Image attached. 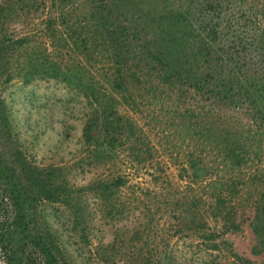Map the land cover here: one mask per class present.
<instances>
[{
	"label": "rangeland",
	"instance_id": "1",
	"mask_svg": "<svg viewBox=\"0 0 264 264\" xmlns=\"http://www.w3.org/2000/svg\"><path fill=\"white\" fill-rule=\"evenodd\" d=\"M204 1L219 6L213 11ZM205 6L206 17L222 15L226 50H238L237 39L253 47L252 36L264 27V0H0L1 167L22 187L27 227L49 235L58 264H236L233 253L250 261L238 264H264L249 227L264 183L248 181L231 192L237 228L227 230L222 217L210 214L211 195L223 186L203 189L184 164L198 148L194 120L187 128L185 118L196 100L191 91L153 87L144 81L149 74L121 95L107 82L118 50L128 63L142 62L146 54L133 49L152 35L166 37V17L182 13L187 20L180 25L191 27L200 17L194 10ZM94 7L130 33L128 46L108 45L87 27ZM246 53L249 62L256 58ZM90 121L96 141L84 135ZM240 171L213 159L201 183L233 182ZM117 176L124 183L110 186ZM6 187L0 178L7 249L23 263L43 264L29 243L16 248Z\"/></svg>",
	"mask_w": 264,
	"mask_h": 264
},
{
	"label": "trees",
	"instance_id": "2",
	"mask_svg": "<svg viewBox=\"0 0 264 264\" xmlns=\"http://www.w3.org/2000/svg\"><path fill=\"white\" fill-rule=\"evenodd\" d=\"M205 3L209 8L212 6L207 1ZM206 6L194 10L200 17H193L199 21L191 27L187 23L180 25L181 21L187 20L186 15L182 13L166 17L168 28L163 31L166 37L155 38L152 35L150 42L146 41L135 47L134 52L146 56L142 62L133 59L132 65L122 57L121 50L117 47L128 46L130 33L120 27L119 23L114 24V20L109 18L111 16L109 12L101 13L99 7L91 9L88 17L94 21L87 22V27H94L101 37L109 42L108 45H116L118 48L114 47L119 54L111 63L110 68L113 71L110 74L111 79L107 78L108 85L116 89L118 94L126 91L132 80L133 85H140V78H145V74H149L144 81L152 83L153 87L184 86L185 91H191L195 96L194 107H188L185 118L188 120L187 128L191 126V119L194 120L192 126L198 148L187 154L184 164L203 189H212V183L217 182L223 186V191L221 189L217 191L215 188L216 191L211 195L213 205H210V214L222 217L226 229L234 230L237 228L234 219L236 207L230 197L231 192L235 189L239 193L240 187L248 181L253 184L264 183V172L260 168L261 157H264V27L252 36L253 47L247 50L251 49L256 58L249 62L247 50L240 39H237L236 43L240 45L238 50H226L229 30L220 27L222 18L220 13H216L214 17H206L207 14L202 12L210 11ZM215 6H219V3L213 5L212 9ZM102 17L110 19L112 24L102 20ZM212 19L214 21L210 23ZM136 34H139V31ZM85 40L86 36L81 38L82 42ZM2 49L3 45L0 43V52ZM143 68L144 72L141 71ZM104 107L102 105V108ZM92 129L94 122H87L84 126V135L91 138V141H96V137L92 138L90 135ZM213 159L237 167L243 173H238L236 180H231L233 182L213 179L201 183L213 165ZM1 166L3 164L0 162V178L7 186L6 196L16 217L15 227L18 231L15 239L16 248L22 250L29 243L41 255L43 264H58L54 252L56 248L49 235L46 236L39 230L32 232L27 227L24 216L25 211L28 213L26 210L28 204L22 187L13 173L9 171L8 173ZM123 183L124 179L117 176L109 185L116 187ZM99 185L103 189L108 187L106 182H100ZM237 203L240 204V201ZM196 225L200 226L203 223L197 221ZM249 227L256 239L253 248L258 245L259 249H264V195L262 199H255ZM5 234L6 231L0 223V264H30L28 260L21 262L15 256V249H7L10 245L9 240L4 238ZM233 256L236 264L242 261L250 262L235 253Z\"/></svg>",
	"mask_w": 264,
	"mask_h": 264
}]
</instances>
